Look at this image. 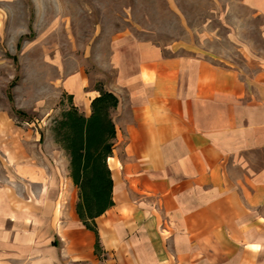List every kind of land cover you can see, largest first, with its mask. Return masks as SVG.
Segmentation results:
<instances>
[{
    "label": "crops",
    "instance_id": "0c3cea01",
    "mask_svg": "<svg viewBox=\"0 0 264 264\" xmlns=\"http://www.w3.org/2000/svg\"><path fill=\"white\" fill-rule=\"evenodd\" d=\"M229 13L241 62L128 33L103 47L96 64L113 70L105 90L119 105L99 245L77 214L78 189L49 172L41 137L7 141L0 264H264V0H237ZM62 86L90 116L100 92L86 69Z\"/></svg>",
    "mask_w": 264,
    "mask_h": 264
},
{
    "label": "rangeland",
    "instance_id": "374dc122",
    "mask_svg": "<svg viewBox=\"0 0 264 264\" xmlns=\"http://www.w3.org/2000/svg\"><path fill=\"white\" fill-rule=\"evenodd\" d=\"M236 1L0 0V116L7 121L1 126L0 151L6 150L9 139L18 149L22 138L33 143L41 137L39 144L52 167L49 172L55 180L74 184L70 158L52 132L54 122L72 106L62 80L82 67L90 89L105 90L114 72L100 68L99 57L121 33L160 45L183 42L213 54L237 55L228 40L234 18L229 8ZM238 56L235 59L241 62ZM13 106L32 122L15 116ZM7 175L0 154V185ZM74 188L78 189L75 184ZM76 197L77 209L79 189Z\"/></svg>",
    "mask_w": 264,
    "mask_h": 264
},
{
    "label": "trees",
    "instance_id": "16d2710c",
    "mask_svg": "<svg viewBox=\"0 0 264 264\" xmlns=\"http://www.w3.org/2000/svg\"><path fill=\"white\" fill-rule=\"evenodd\" d=\"M97 90L100 96L92 102L90 116L72 105L54 122L52 132L55 142L70 158L71 178L79 189L77 214L84 226L93 230L98 238L94 221L114 206V182L108 160L115 146L113 114L119 100L111 92ZM69 101L72 103V96H69ZM12 112L15 116L29 119L28 123L33 120L15 106Z\"/></svg>",
    "mask_w": 264,
    "mask_h": 264
}]
</instances>
